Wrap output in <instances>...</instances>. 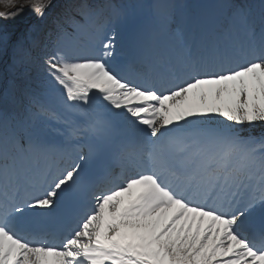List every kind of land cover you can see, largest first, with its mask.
Wrapping results in <instances>:
<instances>
[{
  "label": "snow or ice",
  "instance_id": "1",
  "mask_svg": "<svg viewBox=\"0 0 264 264\" xmlns=\"http://www.w3.org/2000/svg\"><path fill=\"white\" fill-rule=\"evenodd\" d=\"M29 3L42 17L50 0ZM0 4L4 20L25 7ZM102 11L85 4L82 15ZM225 19L229 34L233 22L243 26L242 41L207 55L185 48L142 83L106 62L115 35L96 55L73 57L57 46L46 56L65 109L100 112L77 134L109 132L110 118L128 126L120 159L132 171L90 192V206L62 234L29 229L25 208L52 211L73 197L84 169L25 167L43 147L27 127L12 128L10 148L0 144V264H264V132H252L264 125V2L258 22L236 3L226 5ZM163 25L181 37L171 14ZM9 40L0 34V54Z\"/></svg>",
  "mask_w": 264,
  "mask_h": 264
},
{
  "label": "bare ground",
  "instance_id": "2",
  "mask_svg": "<svg viewBox=\"0 0 264 264\" xmlns=\"http://www.w3.org/2000/svg\"><path fill=\"white\" fill-rule=\"evenodd\" d=\"M72 10V9H71ZM12 23H16L14 20H11ZM51 21V19H50ZM49 21V22H50ZM52 22V21H51ZM50 22V23H51ZM49 23V24H50ZM45 29V28H44ZM43 29V32H39V35L41 36L44 32H46L45 30ZM67 53H69L68 51H65ZM70 54V53H69ZM71 55V54H70ZM72 56V55H71ZM6 69V68H5ZM28 82H31L32 86L35 88H42L41 90H37V91H33V89L31 88L32 92L34 93H31L29 94L28 92L30 91L29 89H25L24 88V91H25V94H28L29 96H34V98L32 100H29L30 103L32 105L36 104V102H41L42 101V97H46L48 94H45V92L43 91V89H45L46 87H50L53 91V94H54V102L55 104H57L58 102H60V104H62L60 108V110L62 111V116H58L61 120H64L66 122V124L69 126H75V125H79V122H83L84 124H86L88 122V120H90L89 116L88 117H83V116H78L76 114H74L73 112H70L68 111L67 109H65L64 105H63V102L61 100V93L56 91L55 89H53V87L50 85V83L48 82V80H40L38 78H34V79H29ZM23 85H26V86H31L30 84H26L24 83ZM31 86V87H32ZM53 94H49V95H53ZM28 96V97H29ZM37 96V97H36ZM46 102V101H45ZM115 111V110H114ZM49 123H50V119H49ZM256 130V132L260 133L261 132H264V125H258L257 127L254 128ZM4 139V138H3ZM6 139V138H5ZM35 166L33 167L32 165V168L30 169H34ZM34 171V170H33Z\"/></svg>",
  "mask_w": 264,
  "mask_h": 264
},
{
  "label": "rangeland",
  "instance_id": "3",
  "mask_svg": "<svg viewBox=\"0 0 264 264\" xmlns=\"http://www.w3.org/2000/svg\"><path fill=\"white\" fill-rule=\"evenodd\" d=\"M16 3H17V5H19V4H24V5H25L24 9H29V10H30L29 12L25 13L23 16H21V17L18 19L19 22H21V20H23V21H25V22L28 21V20H30L35 12L33 11L32 7L30 6L29 0H16ZM0 9H2V10L4 11V10H5L4 5L0 4ZM14 27H15V26H11V27H9V26H7V25L0 24V34L7 33L8 36L10 37V40H11V37H12L15 33H17L18 31H19L18 33H21L20 35H22V32L24 31V28L21 27V26H17V29L15 30ZM21 28H22L23 31L20 30ZM12 31H14V33H13ZM25 33H26V32H25ZM20 39H21V37L18 38L19 41H20ZM10 40H9V41H10ZM6 51H7V50H6ZM6 51H5V52H6ZM5 52H4L3 54H5ZM3 54H0V63H2V62L4 61V60H3V57H2ZM3 56H4V55H3Z\"/></svg>",
  "mask_w": 264,
  "mask_h": 264
}]
</instances>
